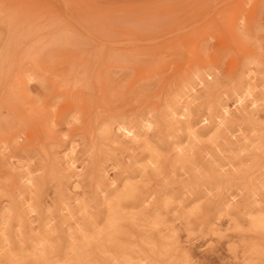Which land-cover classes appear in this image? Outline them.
<instances>
[{
	"label": "rangeland",
	"instance_id": "374dc122",
	"mask_svg": "<svg viewBox=\"0 0 264 264\" xmlns=\"http://www.w3.org/2000/svg\"><path fill=\"white\" fill-rule=\"evenodd\" d=\"M0 264H264V0H0Z\"/></svg>",
	"mask_w": 264,
	"mask_h": 264
},
{
	"label": "bare ground",
	"instance_id": "6f19581e",
	"mask_svg": "<svg viewBox=\"0 0 264 264\" xmlns=\"http://www.w3.org/2000/svg\"><path fill=\"white\" fill-rule=\"evenodd\" d=\"M40 72V71H39Z\"/></svg>",
	"mask_w": 264,
	"mask_h": 264
}]
</instances>
